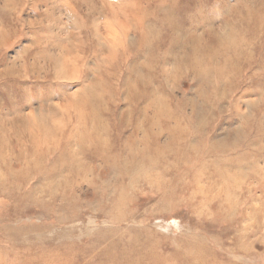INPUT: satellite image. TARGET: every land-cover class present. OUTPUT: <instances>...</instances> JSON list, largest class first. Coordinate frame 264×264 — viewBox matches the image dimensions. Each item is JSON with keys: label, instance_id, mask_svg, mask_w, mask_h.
<instances>
[{"label": "rangeland", "instance_id": "374dc122", "mask_svg": "<svg viewBox=\"0 0 264 264\" xmlns=\"http://www.w3.org/2000/svg\"><path fill=\"white\" fill-rule=\"evenodd\" d=\"M238 1L0 0V264H264V0Z\"/></svg>", "mask_w": 264, "mask_h": 264}, {"label": "bare ground", "instance_id": "6f19581e", "mask_svg": "<svg viewBox=\"0 0 264 264\" xmlns=\"http://www.w3.org/2000/svg\"><path fill=\"white\" fill-rule=\"evenodd\" d=\"M241 0H239L238 2L240 3ZM174 2V1H172ZM173 4V3H172ZM246 17H250V18H254L255 21H257L259 24H261L260 22L262 21V18H263V15L260 14L258 11L254 13V10L252 8H248V12H247V16ZM261 18V19H260ZM263 23V22H262ZM229 25H233V23H229ZM230 30V29H229ZM254 30V29H253ZM255 31V30H254ZM229 33V32H228ZM264 34V33H263ZM241 43V42H240ZM249 43V42H248ZM247 41L246 43L243 42L241 44H238L236 47H235V52L228 55L227 56V53H226V56H225V59H226V62L228 63L229 60L233 61L235 58H236V61L235 62H232L231 63V66H233L234 69H241V65H242V62H241V55L242 53H245V55L247 54H251L250 53V46L248 45ZM256 43V42H255ZM235 44V43H234ZM258 48H259V45H258ZM256 49V48H255ZM254 49V50H255ZM260 50V49H259ZM257 54V53H256ZM238 56H240V59L238 58ZM253 58V57H252ZM251 58V59H252ZM255 58V56H254ZM225 61V60H224ZM255 66L256 64V60L253 62L252 64V60H249L248 64H247V68H250L251 66ZM258 64V63H257ZM262 65V64H261ZM216 66V65H215ZM244 66V65H243ZM229 69V68H228ZM242 72V71H241ZM198 110V109H197ZM198 112V111H197ZM199 114V112H198ZM197 114V115H198ZM141 144H142V147L140 148H137L135 147V145L132 144V146L129 147L130 151L133 150V153L135 156L132 157V159L130 160H127L124 162V164L126 163L127 167H131V169L135 168V169H138L139 171L143 168H151L153 166H156L157 163H158V160L156 159V155H157V150L158 149L157 147H155L154 145L157 144V139H151V140H148L147 137H143L141 140H140ZM151 145L154 146V150H152L151 148ZM147 150H151L149 151V153H147ZM154 151V155H150V152ZM153 156V157H151ZM160 161V160H159ZM129 165V166H128ZM140 168V169H139ZM79 171V170H78ZM127 171V170H126ZM208 171V170H207ZM215 175V174H214ZM206 177V175H203ZM207 178V177H206ZM206 181V180H205ZM236 188V187H235ZM238 192V191H237ZM233 193V192H232ZM23 233V232H22ZM28 235V234H27Z\"/></svg>", "mask_w": 264, "mask_h": 264}, {"label": "clouds", "instance_id": "9594fccd", "mask_svg": "<svg viewBox=\"0 0 264 264\" xmlns=\"http://www.w3.org/2000/svg\"><path fill=\"white\" fill-rule=\"evenodd\" d=\"M156 7L158 9H163L164 8L163 0H157Z\"/></svg>", "mask_w": 264, "mask_h": 264}]
</instances>
